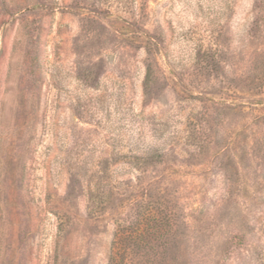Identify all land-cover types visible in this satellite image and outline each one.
<instances>
[{"label":"rangeland","instance_id":"1","mask_svg":"<svg viewBox=\"0 0 264 264\" xmlns=\"http://www.w3.org/2000/svg\"><path fill=\"white\" fill-rule=\"evenodd\" d=\"M263 223L264 0H0V264H251Z\"/></svg>","mask_w":264,"mask_h":264},{"label":"trees","instance_id":"2","mask_svg":"<svg viewBox=\"0 0 264 264\" xmlns=\"http://www.w3.org/2000/svg\"><path fill=\"white\" fill-rule=\"evenodd\" d=\"M260 232L263 236L264 235V223L260 229ZM134 247H135V245H134ZM128 250H129V248L128 249L125 248L124 252L126 253V252H128ZM118 252H119V248H118ZM252 254H253V256L251 255L248 257L250 259L249 261L251 264H264V239H261L258 246L254 247V249H252ZM115 255L116 256L112 259V264H116V262L118 261L117 253Z\"/></svg>","mask_w":264,"mask_h":264}]
</instances>
